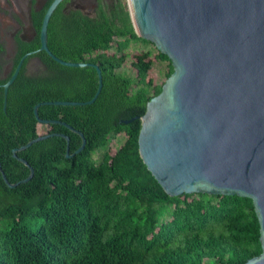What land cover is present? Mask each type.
Instances as JSON below:
<instances>
[{"label":"trees","instance_id":"trees-1","mask_svg":"<svg viewBox=\"0 0 264 264\" xmlns=\"http://www.w3.org/2000/svg\"><path fill=\"white\" fill-rule=\"evenodd\" d=\"M52 1L37 8L32 0L34 36L26 39L19 29L12 58L7 59L0 40V162L10 182L26 178L30 168L13 156V149L38 137L40 125L45 133L69 134L74 155L66 156V138L53 135L18 152L34 167L28 182L12 188L0 170V264H244L259 255L261 226L251 198L169 195L141 157V118L121 122L144 115L163 86L147 80L154 64L151 50L136 55L135 76L121 72L123 60L107 52L118 39L117 51L132 41L155 46L137 34L124 0L110 5L99 0L95 13L67 9L64 0L54 11L50 49L65 60L98 64L104 85L94 103L39 107L40 118L63 120L85 134L80 153H75L82 143L79 134L61 123L40 124L37 103L87 101L99 84L95 66H67L40 49L42 22ZM157 51V58L168 62V78L172 62ZM28 52L4 109L3 84ZM34 57L42 66L30 73ZM120 130L125 139L111 151Z\"/></svg>","mask_w":264,"mask_h":264},{"label":"water","instance_id":"water-1","mask_svg":"<svg viewBox=\"0 0 264 264\" xmlns=\"http://www.w3.org/2000/svg\"><path fill=\"white\" fill-rule=\"evenodd\" d=\"M64 0H53L43 18L41 50L57 62L73 67L93 65L99 84L87 101L56 100L35 105L40 124L61 123L82 138L75 153L87 143L85 134L60 119H42V104L94 103L104 81L101 67L57 56L48 45V26ZM139 36L166 54L173 72L162 91L147 103L141 118L139 150L148 169L171 196L192 193L239 195L253 200L260 221L262 252L244 264H264V0H128ZM26 53L3 84L4 109L10 85L19 75ZM2 84H0L1 86ZM66 133H45L13 149V156L30 168L14 188L34 176V167L18 152L33 143Z\"/></svg>","mask_w":264,"mask_h":264},{"label":"rangeland","instance_id":"rangeland-1","mask_svg":"<svg viewBox=\"0 0 264 264\" xmlns=\"http://www.w3.org/2000/svg\"><path fill=\"white\" fill-rule=\"evenodd\" d=\"M104 4H112L116 0H101ZM10 3L4 4L3 0H0V40L4 43L7 50V59H10L15 54V33L21 29L22 36L26 39H30L34 36V28L31 20V0H9ZM45 0H37L36 7L44 6ZM99 0H68L66 2L67 9L81 8L86 12L95 13L98 8ZM128 6V0H124ZM114 46L107 52L117 54V59L123 60L121 72L129 73L131 75H137L136 69L132 66L133 61L136 59V55L142 51L151 50L153 56V67L148 72L147 80H152L157 85H163L167 79V72L169 70L168 62L161 61L157 58L158 51L153 44L144 43L141 41H132L130 46L125 51H117L116 46L122 41L118 39ZM127 54V56H126ZM41 62L38 58L31 59L28 65V72L34 73L41 68ZM10 69V63L4 67V74ZM46 132V127L40 125V133ZM124 130H120L112 138L109 149L115 151L116 148L125 139ZM96 158L98 156L96 155Z\"/></svg>","mask_w":264,"mask_h":264},{"label":"flooded vegetation","instance_id":"flooded-vegetation-1","mask_svg":"<svg viewBox=\"0 0 264 264\" xmlns=\"http://www.w3.org/2000/svg\"><path fill=\"white\" fill-rule=\"evenodd\" d=\"M14 1H15V0H14ZM3 2H4V4H8V3H10L9 0H3ZM45 2H46V0H45ZM45 2H44V4H45ZM31 5H32V0H31ZM35 6H36V4H35ZM41 7H43V5H42ZM37 8H40V7H37ZM31 9H32V8H31Z\"/></svg>","mask_w":264,"mask_h":264}]
</instances>
